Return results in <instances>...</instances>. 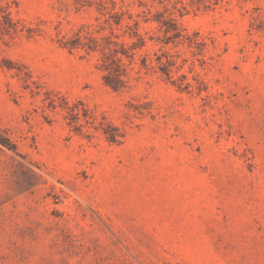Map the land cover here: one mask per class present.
Instances as JSON below:
<instances>
[{"label": "rangeland", "instance_id": "obj_1", "mask_svg": "<svg viewBox=\"0 0 264 264\" xmlns=\"http://www.w3.org/2000/svg\"><path fill=\"white\" fill-rule=\"evenodd\" d=\"M0 264H264V0H0Z\"/></svg>", "mask_w": 264, "mask_h": 264}]
</instances>
